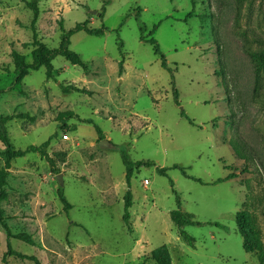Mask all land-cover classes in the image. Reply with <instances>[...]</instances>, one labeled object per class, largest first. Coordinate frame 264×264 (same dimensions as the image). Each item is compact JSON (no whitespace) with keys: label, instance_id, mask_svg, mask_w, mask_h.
Listing matches in <instances>:
<instances>
[{"label":"rangeland","instance_id":"rangeland-1","mask_svg":"<svg viewBox=\"0 0 264 264\" xmlns=\"http://www.w3.org/2000/svg\"><path fill=\"white\" fill-rule=\"evenodd\" d=\"M30 1L0 0V117H15L6 126L16 149L51 138L47 151L54 163L35 153L12 161L2 206L12 232L35 241L11 239L12 247L42 264H155L153 250L178 248L175 189L183 212L204 224L185 228L196 246L179 239V249L171 247L172 264H260L264 70L259 77L249 52L264 49V0H39L38 38L49 48L59 47L62 27L68 31L86 20L105 32L72 37L71 49L85 69L60 56L53 61L61 68L55 80L41 68L15 84L12 51L32 62ZM142 34L158 41L168 68L141 41ZM61 85L90 94H65ZM67 112L75 118L61 122ZM96 127L110 148L98 147ZM124 153L135 163L155 164L136 169L132 178L131 230L123 222ZM5 159L0 142V170ZM157 168H166L167 176ZM229 174L236 177L213 184ZM60 187L72 205L68 212ZM240 211L250 215L260 252L243 248L236 224ZM7 243L0 227V264ZM6 264L34 263L9 257Z\"/></svg>","mask_w":264,"mask_h":264},{"label":"trees","instance_id":"trees-1","mask_svg":"<svg viewBox=\"0 0 264 264\" xmlns=\"http://www.w3.org/2000/svg\"><path fill=\"white\" fill-rule=\"evenodd\" d=\"M28 7L33 12V19L30 25V28L33 32V40H32V62L28 63L26 60V56L18 52L17 50L12 51V59H13V65H14V83L15 84H21L25 78L31 73L40 70L41 68L46 69V78L48 80H55L56 72L53 61L57 57H63L68 62H70L73 66H80L82 68H86L84 65V62L81 58V56L73 51L71 49V39L72 37L77 34L78 32L84 31L88 35H95V36H103L105 32V28L101 29H93L89 26L90 21L86 20L85 22L78 23L76 26L68 31H66L62 27V36H61V42L58 48H49L46 44L41 42L38 38V32H37V22L40 16V10H39V0H31L30 2H26ZM109 3V1H107ZM158 25L154 27V30H156ZM152 35V34H151ZM141 41L151 44L153 46V51L156 56L160 57L162 67L168 68L167 66V60L165 58L164 53L162 52L158 41L151 37L150 39H146V37L142 34L141 35ZM123 42H119V50L122 56V60L119 64V73H123V65H124V56L125 54L122 52L123 49ZM249 56L251 57V60L253 62V65L255 67V70L260 77L262 71L264 70V49L259 51H250ZM61 90L65 94H71V93H79V94H90L89 91L83 88H79L74 85H61ZM183 117H185L191 125L196 126L195 122L191 120L185 113L182 114ZM75 114L73 112H67L62 113L60 115V121L65 122L67 119L71 120L75 118ZM15 119L14 116H8V117H0V142L5 147V164L3 168L0 170V227L5 229L6 236H7V251L4 254L3 257V264H6L7 259L9 257H15L22 261H30L34 264H42L39 258L36 256H29L25 255L17 250H15L10 240L16 239L22 242H25L29 245H35V241L33 240V237L30 234L27 233H18L14 234L12 232V229L9 227L7 223V217L5 215V210L2 206V203L4 201L8 200V192L6 191V187L8 186V180L7 178L10 176V170L12 168V161L15 159L23 158L29 153H35L40 154L43 159H45L52 167L54 160L49 155L47 148L50 145L51 138L43 143L42 145L36 146L32 145L28 147L25 150L16 149L11 139L8 136L7 133V126L6 124L10 121ZM32 120H34L32 118ZM87 122V121H84ZM66 126V125H65ZM97 128V132L99 135V141L103 139L101 130ZM123 161L124 165L126 167V184L128 187V190L126 191L124 195V213H123V222L127 226L128 229L131 230V219H132V212L131 209L134 206V197L133 193L131 191V181L134 176L135 170L138 168H141L143 166H154L155 164L153 162H133L129 156L124 153L123 154ZM174 169H179L182 171V173L194 181L200 183V184H206L203 180L198 179L196 177H193L189 175L185 168L180 167L178 165L173 166ZM158 173L162 176H167V169L166 168H157ZM235 174H229L223 179H219L213 184H220L227 182L228 180H231L235 178ZM172 187L174 188V183L171 180ZM176 200H177V209L172 211V219L176 226L178 236L183 240L188 246L195 247L196 246V239L192 237L185 228L187 226H202L204 223L196 222L194 220V216L189 213H184L182 210V202L179 194L175 189H173ZM58 196L61 200V202L64 205V210L68 212L72 205L68 202L64 195L63 188L60 187L58 191ZM208 224H214L217 227H221L223 229H226V226L220 224V223H208ZM236 224L238 227V232L241 235L243 239V248L247 253L253 254L255 252H260V249L258 248V245L255 241L254 232L250 224V215L247 211H240L236 214ZM151 258L154 261L155 264H172V257L171 253L169 251V248L164 245L156 250L152 251ZM259 263L264 264V254L259 253ZM138 264H146V261Z\"/></svg>","mask_w":264,"mask_h":264},{"label":"water","instance_id":"water-1","mask_svg":"<svg viewBox=\"0 0 264 264\" xmlns=\"http://www.w3.org/2000/svg\"><path fill=\"white\" fill-rule=\"evenodd\" d=\"M111 146H112V144L109 141H107V140H100L98 142V147L101 148V149H103V148L107 149V148H110ZM57 179H58V182H59L60 186H63L64 185L63 176L62 175H58Z\"/></svg>","mask_w":264,"mask_h":264},{"label":"crops","instance_id":"crops-1","mask_svg":"<svg viewBox=\"0 0 264 264\" xmlns=\"http://www.w3.org/2000/svg\"><path fill=\"white\" fill-rule=\"evenodd\" d=\"M55 68V67H54ZM61 68H59V69H57V68H55V71H59ZM179 239H181V238H176V242H175V244H177L176 246L178 247L177 249L176 248H174V245L172 244V246H171V244L169 245V251H170V253H171V247H173L174 248V250H178L179 249V247H180V240ZM172 263H173V260H172Z\"/></svg>","mask_w":264,"mask_h":264},{"label":"built area","instance_id":"built-area-1","mask_svg":"<svg viewBox=\"0 0 264 264\" xmlns=\"http://www.w3.org/2000/svg\"><path fill=\"white\" fill-rule=\"evenodd\" d=\"M65 138L67 139L68 136L65 135ZM150 185H151V182H150L149 179H145V180L143 181V186H144L145 188H148Z\"/></svg>","mask_w":264,"mask_h":264}]
</instances>
